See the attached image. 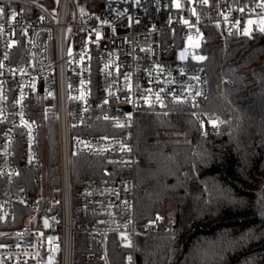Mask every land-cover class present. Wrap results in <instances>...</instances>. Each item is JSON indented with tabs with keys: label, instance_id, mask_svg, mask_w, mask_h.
Listing matches in <instances>:
<instances>
[{
	"label": "built area",
	"instance_id": "built-area-1",
	"mask_svg": "<svg viewBox=\"0 0 264 264\" xmlns=\"http://www.w3.org/2000/svg\"><path fill=\"white\" fill-rule=\"evenodd\" d=\"M77 2L0 0V264H112L109 236L130 247L124 264H136L137 237L164 222L159 211L145 221L137 214L140 113L209 99L207 26L224 45L264 31V0H106L82 12ZM219 79L223 90L233 83ZM50 113L59 135L52 186L40 151V117ZM93 120L111 128L83 131ZM225 130L212 117L200 134ZM74 153L118 163L106 173L120 178L87 180L73 193ZM24 168L37 170L31 183ZM76 231L91 235L79 255Z\"/></svg>",
	"mask_w": 264,
	"mask_h": 264
},
{
	"label": "trees",
	"instance_id": "trees-1",
	"mask_svg": "<svg viewBox=\"0 0 264 264\" xmlns=\"http://www.w3.org/2000/svg\"><path fill=\"white\" fill-rule=\"evenodd\" d=\"M102 1L79 0L89 11ZM206 29L209 99L194 107H146L138 117L137 214L145 221L159 211L164 222L152 236L137 237L136 264H264V31L224 45L213 27ZM221 73L233 80L224 90ZM201 117L222 119L231 130L201 135ZM40 118L42 170L52 186L59 181L57 118ZM92 123L95 128L82 130L111 128ZM117 167L102 156L72 154L73 193L87 180L120 178L106 173ZM36 172L23 169L30 183ZM74 237L79 255L91 235L76 231ZM107 251L112 264H123L130 247L109 236Z\"/></svg>",
	"mask_w": 264,
	"mask_h": 264
},
{
	"label": "rangeland",
	"instance_id": "rangeland-1",
	"mask_svg": "<svg viewBox=\"0 0 264 264\" xmlns=\"http://www.w3.org/2000/svg\"><path fill=\"white\" fill-rule=\"evenodd\" d=\"M77 7H78V11L82 12L84 10V5L81 2H77ZM250 21H248V23L246 24L247 28H250ZM26 223V221L24 222V224ZM9 241H13L12 238L9 239Z\"/></svg>",
	"mask_w": 264,
	"mask_h": 264
},
{
	"label": "water",
	"instance_id": "water-1",
	"mask_svg": "<svg viewBox=\"0 0 264 264\" xmlns=\"http://www.w3.org/2000/svg\"><path fill=\"white\" fill-rule=\"evenodd\" d=\"M200 121H201V126H202V128L205 130V129H206V120H205V118L201 117V118H200ZM23 232H24V231H19V230L16 231L17 234H19V233H23Z\"/></svg>",
	"mask_w": 264,
	"mask_h": 264
},
{
	"label": "snow or ice",
	"instance_id": "snow-or-ice-1",
	"mask_svg": "<svg viewBox=\"0 0 264 264\" xmlns=\"http://www.w3.org/2000/svg\"><path fill=\"white\" fill-rule=\"evenodd\" d=\"M249 23H251V22H249ZM262 30H264V29H262Z\"/></svg>",
	"mask_w": 264,
	"mask_h": 264
},
{
	"label": "crops",
	"instance_id": "crops-1",
	"mask_svg": "<svg viewBox=\"0 0 264 264\" xmlns=\"http://www.w3.org/2000/svg\"><path fill=\"white\" fill-rule=\"evenodd\" d=\"M124 264V263H123Z\"/></svg>",
	"mask_w": 264,
	"mask_h": 264
}]
</instances>
